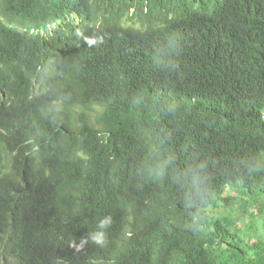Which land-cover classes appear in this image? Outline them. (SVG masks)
Wrapping results in <instances>:
<instances>
[{
  "label": "trees",
  "instance_id": "1",
  "mask_svg": "<svg viewBox=\"0 0 264 264\" xmlns=\"http://www.w3.org/2000/svg\"><path fill=\"white\" fill-rule=\"evenodd\" d=\"M260 224L264 0H0V264H264Z\"/></svg>",
  "mask_w": 264,
  "mask_h": 264
},
{
  "label": "clouds",
  "instance_id": "2",
  "mask_svg": "<svg viewBox=\"0 0 264 264\" xmlns=\"http://www.w3.org/2000/svg\"><path fill=\"white\" fill-rule=\"evenodd\" d=\"M49 32V30L47 31ZM43 34L46 32L42 31ZM157 175H163V169L161 168L159 171L156 172ZM152 175V170H149V176ZM68 213V210H66ZM70 216L66 220L67 226L69 228L70 221H69ZM112 217L111 216H105L101 218L97 225H96V230L93 232H90L88 234V237L84 241L85 243L90 240L93 244L99 246V247H105L108 244V233L107 229L111 227L112 225ZM71 229V228H70ZM79 250V248H77Z\"/></svg>",
  "mask_w": 264,
  "mask_h": 264
},
{
  "label": "rangeland",
  "instance_id": "3",
  "mask_svg": "<svg viewBox=\"0 0 264 264\" xmlns=\"http://www.w3.org/2000/svg\"><path fill=\"white\" fill-rule=\"evenodd\" d=\"M42 31H43V29H42ZM45 34L47 35L48 32H46ZM231 195H232V194H231ZM234 195H236V194H234ZM237 207H238V204L234 205V206H233V209H234V210H237ZM239 223H240V222H239ZM240 225H241V228H243V224L240 223ZM259 228H260V232H261L262 234H264L261 224L259 225ZM71 229H72V230H71L72 232H74V233L77 232V229L74 228L73 226L71 227ZM253 230L256 231L257 229L254 228ZM246 232L249 233L250 231H246Z\"/></svg>",
  "mask_w": 264,
  "mask_h": 264
}]
</instances>
